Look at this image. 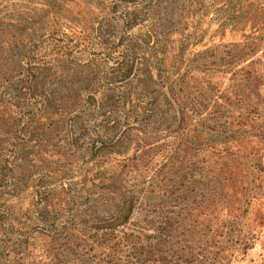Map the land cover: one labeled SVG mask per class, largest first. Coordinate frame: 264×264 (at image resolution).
<instances>
[{
	"label": "trees",
	"instance_id": "1",
	"mask_svg": "<svg viewBox=\"0 0 264 264\" xmlns=\"http://www.w3.org/2000/svg\"><path fill=\"white\" fill-rule=\"evenodd\" d=\"M118 1L108 0V5L104 7L108 14H116ZM147 1L155 3V0ZM186 4L189 7L184 6L186 8L177 22L179 24L161 36L162 43L156 46L154 65L144 63L138 65V68L133 63L126 66L118 55L114 57L123 82L129 83L135 70L136 73L139 71L142 92L130 85L128 91L117 100L96 93L84 97L88 108L97 105L107 107L108 104L106 114L120 107L136 115L141 114L144 121L152 113L151 108L147 107L149 103L156 105L161 102L170 111L173 123L171 129L175 132L186 129V134L181 133L170 150L163 148L153 151L141 140L122 151L110 150L112 155L109 156L110 162L108 160L106 168L89 170L81 181L83 189L96 188L101 194L104 193L99 199L103 201L104 208L110 210L100 216L82 217L77 222L73 221L63 231L55 227L54 233L46 235V242L51 243L50 249L56 251L57 247H65L60 239L64 232L74 234L84 243L92 245L95 242L88 239L87 233L93 229L99 232V240L94 248H102L104 255L109 257L108 264H264V128L260 137L263 140H254L249 136H241L240 132L245 131V117L241 116L240 121L232 115L223 120L219 118L218 122L225 126L227 135L217 142L206 170L199 171L194 166V159L201 147L207 144L197 128L186 124L190 117L185 110L201 111L210 105L209 99L205 97L197 101L192 92L215 96V99L211 98L214 100L212 106L217 105L216 100L229 102V97L209 82L201 83L193 77L192 81L179 75V66L171 70L173 76H164L165 68L175 55L184 53L186 47L196 45L183 42L186 41L184 35L195 29L201 32L198 44L202 49L211 44L215 52H220L213 64L245 80L254 79L250 63L244 62L264 48V0H239L229 21L213 18L205 20L208 2L198 4L191 0V3L186 1ZM99 11L100 8L90 0H0V56H6L10 61L9 54L13 55L15 51L13 38L17 35L26 38L31 27L43 22L59 29L61 36L74 39L76 44L92 32L100 43L106 45L109 39L102 36L97 26L89 24L90 17ZM6 14L13 15L7 17ZM127 14L123 17V31L131 27L130 20L133 21V16ZM85 26L88 31L83 32ZM48 38L52 40V34ZM48 43L49 48L42 50L40 59L71 54L63 42L60 45ZM113 51L114 47L107 53L109 59H112ZM28 55L36 54L29 49ZM42 69V66L34 67L27 60L23 70L26 83L22 86L25 98L18 103L33 106L32 115L39 118L40 130H50L60 120L63 111L70 105L74 106L80 99L73 98V94H52L44 86H38ZM188 86L192 87L190 91ZM142 94L146 95L145 99L138 100L137 96L141 97ZM15 106L10 102L0 104V117L3 118L5 114L7 120L6 129L9 114L5 109L12 111L10 107ZM145 112L147 114L144 116ZM208 127L220 131L213 126ZM101 135L93 137L98 143L90 141L92 157H98L102 150L113 147V142L106 141ZM118 138H112L114 143ZM121 155L123 157L119 161L122 162H115ZM20 165H24V162ZM5 167L7 165L1 158L0 187L6 181L7 173L3 171ZM14 167L11 166V169ZM28 167L25 164L21 169L26 170ZM135 168L140 169L144 175L152 173L153 181L139 188L127 187L123 181L125 174ZM67 190L65 184L51 188L42 181V177L35 179L23 214L28 216L35 209L39 217L46 218L54 211L52 207L61 208ZM155 195L160 199L155 205L159 208L165 206L164 210H160L157 216H146L140 222L133 219L134 210L142 205L141 199H151ZM76 223L82 227L79 228ZM10 227L15 229L16 224L11 221ZM124 227L128 231H124ZM22 247L30 246L27 244ZM6 264L22 262L12 256Z\"/></svg>",
	"mask_w": 264,
	"mask_h": 264
},
{
	"label": "rangeland",
	"instance_id": "2",
	"mask_svg": "<svg viewBox=\"0 0 264 264\" xmlns=\"http://www.w3.org/2000/svg\"><path fill=\"white\" fill-rule=\"evenodd\" d=\"M90 1H93L100 11L90 17L89 24L98 27L102 36L109 39L108 44L100 43L92 32L85 40L76 44L74 39L64 38L59 29L43 22L31 27L26 38L22 39L20 35L13 38L12 46L15 51L13 55L9 54L10 61L8 57L0 56V104L10 102L17 105L10 107L12 111L5 109L9 114L7 129L5 114L2 115L3 118L0 117V159L3 158L7 165L3 169L7 173L6 181L0 187V264H6L12 256L18 258L22 264H108L109 257L104 255L102 248H94L99 240V232H94L93 229L87 233L88 239L95 242L92 245L84 243L74 234L64 232L60 239L65 247H57L56 251L50 249L51 243L46 242V235L54 233L55 227L56 230L63 231L65 226L73 221L77 222L82 217L100 216L110 210L104 208L103 201L99 199L104 193L101 194L96 188L85 190L81 185L89 170L106 168L108 160L110 162L109 156L112 155L110 150L122 151L139 140L147 143L153 151L163 148L170 150L177 143L180 134H186V129L178 132L171 129L173 123L170 111L161 102L156 105L149 103L147 107L151 108L152 113L150 118L144 121L141 114L136 115L120 107L113 109L111 114H106L108 104L107 107L97 105L88 108L85 106L84 97L96 93L117 100L121 94L128 91L130 85L142 92L139 71L136 73L135 70L129 83L123 82L114 57L118 55L126 66L133 63L137 66L144 63L154 65L156 46L162 43L161 36L179 24L177 22L186 8L184 6H187L186 1L191 3V0H155L152 4L147 0H119L115 15L108 14L104 8L108 5V0ZM194 1L198 4L209 3L205 20L213 18L229 21L239 4V0ZM125 14L133 16V21L130 20L131 27L123 31ZM10 15L13 14L5 16ZM83 30L86 32L87 26ZM49 33L52 34V40L48 38ZM200 33L193 29L184 35L186 41L183 42L186 45H196L186 47L184 53L175 55L164 71V76H173L171 70L179 66V75L192 81L196 78L201 83L209 82L229 97V102L216 100L217 105L212 106L215 96L192 92L197 101L205 97L206 100L209 99L210 105H206L201 111L185 110L190 117L186 124L197 128L207 144L201 147L194 159V166L199 171L206 170L214 147L227 135L225 126L218 122L219 118L223 120L232 115L240 121L241 116L245 117V131L240 132L241 136H249L254 140H263L260 137L264 128V48L244 62L250 63L249 67L254 70L255 77L249 81L227 70L222 71L221 67L213 64L220 52H215L211 44L202 49L198 44ZM148 35L151 37L147 38ZM48 42L58 45L63 42L71 54L40 59L42 50L49 48ZM113 47L112 59H109L107 53ZM29 49L36 57L28 55ZM27 60H30L34 67H43L38 86H44L52 94H73V98L80 99L74 106L70 105L63 111L58 122H55L54 118L53 129L40 130L39 118L32 115L33 106L18 103L25 98L22 86L26 83L23 70ZM191 88L188 86V91ZM145 96L138 95L137 99H145ZM145 114L147 113L143 115ZM126 124L132 127L129 128ZM106 125L113 127L108 128ZM208 126L220 131L210 130ZM103 132L105 137L101 135ZM99 134L106 141H112L113 147L102 150L98 157H92L90 141L98 143L93 137ZM113 137L118 138L115 143ZM122 157L123 155L118 156L115 162L121 163L119 160ZM31 158H36L37 161ZM22 162L24 165H20ZM25 164L29 166L28 169H21ZM11 166L16 167L11 169ZM39 177L51 188H55L57 184H65L68 188L61 208L52 207L55 209L51 210L55 212L51 211L52 214L44 219L36 214L35 209L28 216L23 214L31 186ZM123 181L127 187L133 189L152 182L153 178L152 173L144 175L140 169L135 168L126 172ZM158 200L160 199L156 198V195L151 199H141L142 205L134 210L132 218L140 222L146 216H157L159 211L165 208L155 205ZM11 221L16 224L15 229H11ZM76 224L79 228L82 227L81 224ZM123 229L128 231L126 227ZM27 244L30 247H22Z\"/></svg>",
	"mask_w": 264,
	"mask_h": 264
}]
</instances>
